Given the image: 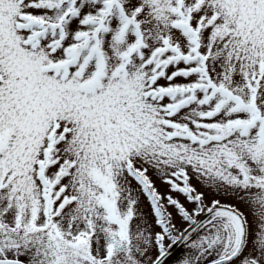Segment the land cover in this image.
Listing matches in <instances>:
<instances>
[{
  "label": "snow or ice",
  "instance_id": "obj_1",
  "mask_svg": "<svg viewBox=\"0 0 264 264\" xmlns=\"http://www.w3.org/2000/svg\"><path fill=\"white\" fill-rule=\"evenodd\" d=\"M178 245L264 264V0H0V264Z\"/></svg>",
  "mask_w": 264,
  "mask_h": 264
},
{
  "label": "rangeland",
  "instance_id": "obj_2",
  "mask_svg": "<svg viewBox=\"0 0 264 264\" xmlns=\"http://www.w3.org/2000/svg\"><path fill=\"white\" fill-rule=\"evenodd\" d=\"M153 179H155V177H153ZM194 183H195V181H194ZM156 187H157V189H158V191L159 192H161V193H164V192H166L167 191V186L166 185H163L162 183H160L159 181H157L156 182ZM143 199V198H142ZM181 202H183V198L181 197ZM189 207H190V205H189ZM144 208H145V210L147 211V208H148V205H147V202H146V200H144ZM170 211H171V209H170ZM176 224H177V226L178 227H185L186 225H184L180 220H179V218H177L175 221H174ZM189 253V250L188 249H186V248H182V246H178L174 251H173V257L175 258V257H179V258H182V257H184L186 254H188ZM205 259H207V258H205ZM173 261V260H172ZM171 261V262H172Z\"/></svg>",
  "mask_w": 264,
  "mask_h": 264
},
{
  "label": "flooded vegetation",
  "instance_id": "obj_3",
  "mask_svg": "<svg viewBox=\"0 0 264 264\" xmlns=\"http://www.w3.org/2000/svg\"><path fill=\"white\" fill-rule=\"evenodd\" d=\"M182 258H183V257H182ZM182 258L175 257V258L173 259V261L171 262V264H178L179 259H182Z\"/></svg>",
  "mask_w": 264,
  "mask_h": 264
}]
</instances>
